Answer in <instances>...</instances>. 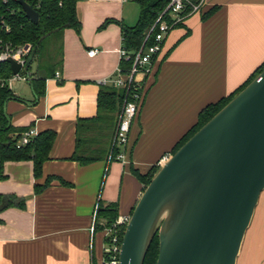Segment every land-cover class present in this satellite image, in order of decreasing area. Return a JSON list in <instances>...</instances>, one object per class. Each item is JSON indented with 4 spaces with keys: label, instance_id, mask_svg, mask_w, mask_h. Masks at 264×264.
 Masks as SVG:
<instances>
[{
    "label": "crops",
    "instance_id": "crops-1",
    "mask_svg": "<svg viewBox=\"0 0 264 264\" xmlns=\"http://www.w3.org/2000/svg\"><path fill=\"white\" fill-rule=\"evenodd\" d=\"M137 14L133 0H77L78 30H59L60 50L48 57L58 76L44 78L35 100L30 77L9 86L18 98L3 109L14 133L50 129L54 136L37 176L30 158L0 163V194L23 202L0 208V264H101L104 219L96 209L114 204V219L128 216L144 186L138 175L156 170L199 110L233 93L264 62V0H203L150 60L120 161L109 154L115 122L107 128L97 115L78 130L77 121L95 116L98 80L118 64L121 24L132 25ZM37 64L32 55L27 71ZM78 136L94 158L71 156Z\"/></svg>",
    "mask_w": 264,
    "mask_h": 264
},
{
    "label": "water",
    "instance_id": "water-1",
    "mask_svg": "<svg viewBox=\"0 0 264 264\" xmlns=\"http://www.w3.org/2000/svg\"><path fill=\"white\" fill-rule=\"evenodd\" d=\"M263 187L264 66L158 165L123 225L117 264H142L154 235V264H235Z\"/></svg>",
    "mask_w": 264,
    "mask_h": 264
},
{
    "label": "trees",
    "instance_id": "trees-1",
    "mask_svg": "<svg viewBox=\"0 0 264 264\" xmlns=\"http://www.w3.org/2000/svg\"><path fill=\"white\" fill-rule=\"evenodd\" d=\"M77 0H40L36 7L37 19L32 21L23 12L17 0H0V20L8 25V30H4L0 23V38L3 41H10L12 44H21L29 42L34 49L33 55L38 61L37 68L34 72H29L30 86L34 92V98L42 93L44 78L53 74V63L48 58L45 61L40 55V44L42 39L49 33L56 34L64 27H72L78 30V20L75 15V2ZM138 7V14L132 25L121 24V45L131 55L141 44L148 45L153 41V35L157 30V19H167L166 11H163L168 0H133ZM188 10V6L183 11ZM163 11V12H162ZM130 61L121 59L120 67L127 68ZM264 66V62L240 85L233 93L226 97L219 98L215 102L205 105L199 110L196 122L181 136L176 142L171 152L180 145L199 125H201L212 113H214L225 101H227L240 87H242L257 71ZM28 65L25 66V70ZM10 68L7 61H0V78L10 74ZM28 77V78H29ZM124 91L121 88L110 85L100 84L96 94V114L92 117H80L77 121L78 130L82 126L88 127L94 122L99 115L105 122V126H112ZM8 98H18L6 85H0V163L4 159H25L30 158L33 163V174L37 176L40 172V164L47 156V151L53 139L54 132L45 129L35 133L31 138L18 146L15 144L19 136V131L14 133L15 127L9 124L8 116L3 109L4 101ZM21 130V129H20ZM112 134L109 141V154L113 156L116 148L111 143ZM81 138L76 137L72 157L80 162L88 161L94 158L87 154L86 150L81 147ZM155 170L147 174H139V178L148 182ZM40 186L34 185V190ZM23 205L22 199L15 197L13 194H0V208L7 205ZM98 218H103L104 222L98 227L110 224L115 216V205L107 204L99 206L96 211ZM123 226L119 230V239L122 234ZM157 255V237L154 235L145 252L142 264H154Z\"/></svg>",
    "mask_w": 264,
    "mask_h": 264
},
{
    "label": "built area",
    "instance_id": "built-area-1",
    "mask_svg": "<svg viewBox=\"0 0 264 264\" xmlns=\"http://www.w3.org/2000/svg\"><path fill=\"white\" fill-rule=\"evenodd\" d=\"M24 1L30 3L35 10L40 2V0ZM202 1L203 0H168L163 9V11H166L168 18L156 20L155 24H157V30L153 35V41L148 45L141 44L131 55L120 44L117 49L119 59L114 74L105 75L98 80L99 84L121 88L124 91V96L117 111L111 138V143L116 148L113 154L116 159L120 161L124 160V147L127 141L129 123L137 111L142 93V77L149 70L148 64L150 60L159 50L163 37L167 31L178 24L186 14L199 10ZM185 6H188V10L183 11ZM0 23L4 30H8V25L4 23L2 19ZM31 49L32 46L29 42L12 44L10 41H3L0 38V61H6L7 58H11L20 65L16 72H10L8 76L0 78V85L9 87L14 80L26 79L29 77V72L25 70L24 64ZM95 51L96 48H89L87 53L92 54ZM121 59L130 61L127 68L122 69L120 67L119 61ZM53 76L57 77L58 71L55 70ZM34 134V130L31 128L20 132L15 144L18 146L19 144L27 142ZM164 158L162 159L164 160ZM127 218L128 216L116 218L110 224L102 226L104 231V243L102 247L101 264L118 263L119 230L120 227L124 225Z\"/></svg>",
    "mask_w": 264,
    "mask_h": 264
},
{
    "label": "rangeland",
    "instance_id": "rangeland-1",
    "mask_svg": "<svg viewBox=\"0 0 264 264\" xmlns=\"http://www.w3.org/2000/svg\"><path fill=\"white\" fill-rule=\"evenodd\" d=\"M59 50V38L56 34L49 33L42 39L39 51L45 62H48L47 57H49V54L56 53ZM33 64L34 62L32 61L31 66ZM18 83L24 84L25 82L20 80ZM253 238H259L260 245H250ZM257 248L259 249L257 250ZM236 256L237 260L235 264H264V187L258 194L250 221L244 231Z\"/></svg>",
    "mask_w": 264,
    "mask_h": 264
}]
</instances>
